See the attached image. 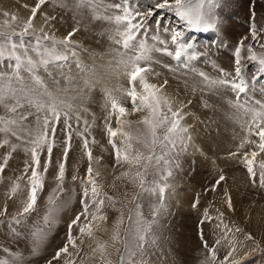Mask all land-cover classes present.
Listing matches in <instances>:
<instances>
[{
  "label": "snow or ice",
  "instance_id": "6c2138e0",
  "mask_svg": "<svg viewBox=\"0 0 264 264\" xmlns=\"http://www.w3.org/2000/svg\"><path fill=\"white\" fill-rule=\"evenodd\" d=\"M51 3L54 7L73 11L74 16L87 10L93 21L106 22L113 26L111 40L118 47L115 67L112 71L119 78H126L127 87L101 86L104 96V109L107 112L104 130L107 143L111 146L116 165L125 168L116 179L127 178L137 188L133 196L135 203L139 194L144 191L156 192L161 201L160 208L153 209V221H146L137 210L135 220L129 211L128 222L125 223L121 212L111 228L106 227L109 221V207L117 203L112 196L104 191L101 173L93 167V153L90 148L89 136L95 123L85 118L88 108L74 103L87 97L83 93L91 92L97 84L89 78L91 70L81 62L74 43L78 27L72 28L63 38H57L55 28L58 18L43 11V6ZM28 7V5H24ZM217 0H155L147 5V11H140L139 6L132 0H119L108 3L106 0H36L30 8V15L21 20L16 14L4 12L5 19L0 24V107L4 114L0 115V148L7 149L0 155V182L3 173L14 153L23 151L28 157L25 160L22 173L11 180L6 197L15 199L21 197L19 211L8 219V227L12 236L21 237L18 227H27L28 218L37 210L38 198L45 186L54 148L57 147V133H63L62 158L57 164L55 187L47 197V208L41 220L34 224L29 232L32 243V254L35 255L46 241L51 228L57 222L58 213L65 206L60 203V197L65 192L66 163L72 148L73 136L82 140L83 153L87 157L86 175H72L73 183L79 181L81 188V211L67 225L66 242L60 247L48 264H144L143 251L151 234L155 218L163 206L165 185L153 181L149 188L148 177L154 172L163 173L160 179L166 180L171 175L169 170L176 158L187 150L191 140L189 129L183 125L184 105L165 95L167 80L162 84L151 83L149 76L153 74L152 64L160 63L155 60L156 54L167 56L176 62L178 68L196 72L201 78L204 89L214 92L219 89L231 90L235 99L228 104L235 108L238 115L233 119L239 124L243 137L237 145V150L229 153L230 158L238 159L246 169L250 183L264 190V101L254 99L250 94L252 86L244 75V57L258 65V74L264 75V27L255 23L254 13L249 26L251 39L257 43L261 52H256L252 44L245 45L242 38L234 49V71L217 68L220 76L210 77L203 71L192 68L191 62L201 53L195 47L192 39L186 38V32L211 31L220 24L215 9ZM167 9L173 13L181 27L165 24L157 19L156 10ZM37 16L42 17L39 28L35 26ZM152 21H155L153 26ZM19 24V30L12 25ZM79 24V21H77ZM12 28L11 31L5 29ZM7 62V67H4ZM70 62L84 75L81 77L83 86L78 95L68 97V87L61 89L49 68L63 70ZM163 67L175 71L171 65ZM43 70L52 77L57 85L51 90L47 82L39 74ZM67 85H72L75 78L61 72ZM155 75H159L156 73ZM256 77H253L255 81ZM195 86L193 91H195ZM264 95V90H262ZM130 102V109L125 106ZM190 103V102H189ZM207 106V105H205ZM142 114L138 121L128 119L129 115ZM75 122V124L73 123ZM81 124L83 125L81 127ZM13 139L15 142H13ZM95 144V138L91 140ZM246 147L248 150H245ZM242 153V155H241ZM46 156V158H44ZM226 177L221 174L212 185L216 191ZM75 194V189H73ZM225 206L229 211L234 210L232 198L225 190ZM199 200L192 207L198 208ZM139 209V205H136ZM7 204L0 209V217L7 216ZM0 223H3L0 220ZM213 223V230L220 233L215 246L210 247L204 238L203 225ZM199 236L207 250L208 256L202 264H217V247L223 241L229 244V251L219 264H242L241 259L234 258L239 241L235 235L242 229L234 223L225 222V214L219 209L212 216L204 209L199 221ZM110 233L108 239H101L99 232ZM132 242H130V238ZM246 240H252L250 234H245ZM87 242V245H86ZM85 245L88 251H84ZM123 246V251L120 246ZM259 249V244L256 245ZM254 249V250H256ZM5 253L0 257V264H23L21 252L0 247ZM115 252V259H113ZM83 253V255H81Z\"/></svg>",
  "mask_w": 264,
  "mask_h": 264
},
{
  "label": "rangeland",
  "instance_id": "374dc122",
  "mask_svg": "<svg viewBox=\"0 0 264 264\" xmlns=\"http://www.w3.org/2000/svg\"><path fill=\"white\" fill-rule=\"evenodd\" d=\"M35 2L36 0H0V24L5 19L3 16L5 11L18 15L21 20H26L30 15V8L34 6ZM106 2H119V0H106ZM132 2L139 6L140 11H147V5L155 3V0H132ZM68 3L71 5L73 0H68ZM24 5H28V7L26 8ZM43 11L58 18L55 28V35L58 39L63 38L72 28H79L74 36V43L79 45L76 51L81 62L91 70L89 78L97 84L91 92L86 90L83 93V96L87 98L76 100L74 103L82 104L88 108L85 118L90 124L93 123V117H95L91 135L88 137L93 153V167L101 173L100 179L104 185V191L119 202L114 207L108 208L109 221L106 227L110 229L112 221L121 212L124 214L126 224L129 211L135 220L137 210L142 213L146 221H153V209L161 207L158 193L141 192L133 203V196L137 194V188L127 178L116 179L126 166L122 168L116 165L104 130L107 112L103 107L104 96L100 90L101 86H128L125 77L120 75L117 78V75L112 71L116 61V53L113 49L118 47L108 38L112 34L113 26L106 22L93 21L87 10L74 16L73 11L54 7L49 3L47 6H43ZM215 12L220 20L216 29L211 31L190 30L186 32V38L192 39L196 49L201 53L196 60L191 62L192 68L203 71L210 77L218 78L220 73L217 68L213 67V64L232 73L234 71V49L242 38H246L245 45L252 44L256 52L262 51L251 39L249 26L254 13L257 26L264 27V0H217ZM154 14L165 24L181 27L178 18L167 9L156 10ZM41 24L42 17L37 16L35 26L39 28ZM152 24L154 26L155 21H152ZM12 28L19 30L20 25H12ZM12 28L5 30L11 31ZM261 42L264 43V38L261 39ZM242 55L244 57V75L252 86L250 94L254 99L264 101V95H262L264 75L258 74V65L247 59L246 49ZM154 59L160 63L152 64L153 74L149 76V80L156 84H162L167 80L164 93L177 101L176 106L184 105L183 125L190 130L191 140L187 150L176 158L175 163L169 169L171 175L166 180L160 179L163 174L161 172H154L148 177V187L152 188L154 186L152 182L158 181L165 185V194L163 206L155 218L143 251L144 264H202V261L208 256L199 236V221L204 209H208L212 216H215L216 210L219 209L224 212L226 223L230 225L234 223L242 229L235 235V240L239 241V244L234 258H244L242 264H264V190L252 186L243 164L238 159L229 157V153L237 150V145L243 137L239 124L233 119L238 113L227 102L230 99H235L234 93L225 89L209 92L204 89L201 78L196 72L178 68L174 60L161 54H156ZM164 64L171 65L175 71L163 67ZM4 67H7V62ZM49 71L59 81L61 89L68 87V97L79 94L77 90L83 86L81 77L84 74L77 69L74 62H70L63 70L49 68ZM69 71L75 78L72 85H67L61 74L63 72L66 75ZM156 73L159 75H155ZM39 74L51 90L56 89L57 85L53 83L52 77H49L42 69ZM253 77H256L255 81ZM194 86L195 91H193ZM125 106L130 109V102H125ZM3 114L4 109L0 107V115ZM140 115L142 114H132L128 116V119L135 122L140 119ZM73 123L75 124L74 121ZM93 137L96 141L95 144L91 143ZM13 142H15L14 139ZM6 150L0 148V155ZM245 150L248 148L246 147ZM62 151L63 133L58 131L57 147L54 148L44 189L38 198L37 210L28 218L27 227L17 228V231L22 233L19 238L11 235L7 221L19 211L21 197L8 199L6 192L11 180L21 175L25 160L28 159L23 151L14 153L2 174L0 209H3L7 204L8 211L7 216L0 217V220L3 221L0 223V247L13 252H21L24 257L23 264H48L55 252L66 242L67 225L81 211L80 184L79 181L73 183L71 177L74 174L81 178L84 177L88 160L83 153L82 140L73 136L72 148L66 163L65 192L60 197V203L65 206L58 213L57 222L51 228L46 241L35 255L32 254L29 232L45 213L47 197L56 185L55 175L57 164L62 158ZM259 159H264V156ZM221 174L226 177V181L221 182L216 191H212V185ZM73 189H75V194ZM225 190L232 198L233 211H229L225 206ZM197 199L199 200L198 208L194 209L192 204ZM136 205H139V209ZM203 232L208 245L215 246V241L220 237V233L213 230V223L204 224ZM109 234L103 231L97 233L101 239H108ZM245 234H250L253 239L246 240ZM129 239L132 242L131 237ZM257 244H259V249H256ZM86 245L85 252L88 251ZM216 247L217 264H219V261L227 255L229 244L227 241H223ZM120 250L123 251L122 245ZM4 255L5 253L0 251V257ZM113 259H115V252H113ZM59 264H63V261H59Z\"/></svg>",
  "mask_w": 264,
  "mask_h": 264
},
{
  "label": "bare ground",
  "instance_id": "6f19581e",
  "mask_svg": "<svg viewBox=\"0 0 264 264\" xmlns=\"http://www.w3.org/2000/svg\"><path fill=\"white\" fill-rule=\"evenodd\" d=\"M184 196V195H183ZM179 197V196H178ZM182 202V201H181ZM185 202V201H184ZM185 204V203H184Z\"/></svg>",
  "mask_w": 264,
  "mask_h": 264
}]
</instances>
